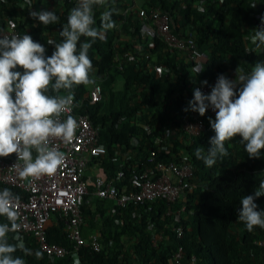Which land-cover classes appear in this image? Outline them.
Instances as JSON below:
<instances>
[{"label": "trees", "instance_id": "trees-1", "mask_svg": "<svg viewBox=\"0 0 264 264\" xmlns=\"http://www.w3.org/2000/svg\"><path fill=\"white\" fill-rule=\"evenodd\" d=\"M17 1L9 0L0 7V25L2 16L9 9L17 8ZM126 1L108 0L107 5L94 7L97 27L102 13L108 9L115 10L112 19L116 27L106 32L105 39L96 40L88 53L93 66L90 77L101 85L102 98L94 105L85 102L80 108L101 128L99 143L107 150L102 168L109 177L120 169L112 160L116 148L124 152L130 147L132 137L141 143L148 141L152 134L163 133L181 114L191 111L183 109L192 99L195 83L216 81L219 74L234 79L236 69L248 72L255 63L264 61V49L247 52L254 47L250 43L254 28L264 27L261 23L264 0H139L135 11L126 10ZM253 2L256 6L250 7ZM76 6L74 0H63L59 8L52 10L59 17L58 23L45 26L36 20L35 27L24 8L23 20L17 21L20 26L27 22L28 27L21 29V36L28 34L34 41L45 44L46 54L50 55L52 48L47 43L48 36L59 42L60 29ZM152 7L168 13L173 34L195 38L203 52L200 59L192 60L186 52L168 47L150 31L149 21L139 17L138 11ZM145 28L149 32L144 35ZM84 39L82 37L81 42ZM201 64L203 70L195 73L194 69ZM154 65L160 67L159 75L153 70ZM116 76L121 79L123 93L118 107L113 106L111 90ZM86 91L87 86H76L73 89L75 100L79 101ZM166 98L175 113L167 110ZM154 125L158 128L153 129ZM213 135L207 118L205 130L183 147L194 166L195 188L186 194L185 213L179 219L185 234L180 241L173 237L171 227L178 223L175 209L181 200L172 205L173 212L167 215L168 205L161 200L119 208L112 200L86 195L81 205L82 234L97 232L104 248L95 252L83 246L80 250L82 261L87 264H167L172 251L181 244L186 258L196 256V264H264V248L255 243L264 238V229L256 227L249 232L237 216L241 197L253 194L264 180V150L260 158H249L237 137L226 142L228 155L218 158L209 168L197 159L195 152L200 148L206 153ZM138 151L145 153L142 146ZM89 173L90 170L86 175ZM91 188L89 186V190ZM255 203L258 210H264V195L255 198ZM0 223H7L6 218L0 217ZM149 225H153L155 231L165 232V238L156 247L150 244ZM46 238L50 243L71 246L58 215L47 227ZM8 242L17 243L13 232L8 233ZM23 245L31 254L25 255L18 249L13 256L22 257L25 264H74L70 253L60 259L47 256L31 236H24Z\"/></svg>", "mask_w": 264, "mask_h": 264}, {"label": "clouds", "instance_id": "clouds-1", "mask_svg": "<svg viewBox=\"0 0 264 264\" xmlns=\"http://www.w3.org/2000/svg\"><path fill=\"white\" fill-rule=\"evenodd\" d=\"M25 2L31 8L32 0ZM107 4L108 0H77L60 29L59 42H47L52 48L50 55L45 44L34 41L31 35H0V157L15 154L23 179L52 176L64 162V153L51 145L54 140L70 144L74 139L78 124L68 114L75 98L73 89L96 84L90 77L89 49L96 40L105 39L116 22L112 19L115 10L108 9L97 27L94 7ZM255 6L253 2L250 7ZM29 15L45 26L59 22L54 11H31ZM261 23L264 25V17ZM250 43L254 47L247 49L249 53L264 49V27L254 28ZM202 70L203 64L194 69L195 73ZM201 84L207 85V81ZM209 108L215 113L214 119L209 117L214 135L206 153L196 149L197 159L211 168L218 158L228 155L226 142L237 137L249 158H260L264 150V61L255 63L248 72L236 69L234 79L219 74L207 94L195 88L183 110L203 116ZM261 195L264 180L253 194L240 199L237 216L249 232L256 227L264 229V210H258L255 203ZM16 199L9 189L0 190V217L7 220L0 223V264H25L22 257L13 256L18 249L31 254L18 236L13 237L16 244L8 242V233L19 230Z\"/></svg>", "mask_w": 264, "mask_h": 264}, {"label": "built area", "instance_id": "built-area-1", "mask_svg": "<svg viewBox=\"0 0 264 264\" xmlns=\"http://www.w3.org/2000/svg\"><path fill=\"white\" fill-rule=\"evenodd\" d=\"M74 1L77 5V0ZM7 2L9 0H0V7ZM32 3L29 8L25 0H18L17 8L9 9L2 16L0 35L21 36V29L28 27L27 22L20 26L17 21L23 20L24 8H27L28 15L31 11L42 10V6L52 11L55 9L54 6L59 8L63 0H32ZM138 16L149 21L150 31L156 33L168 47L186 52L192 60L203 56L193 36L179 37L172 33L169 27L170 17L159 7H152L149 10L140 8ZM32 25L37 26L34 18ZM48 37L53 40L51 35ZM152 68L159 75L160 67L154 65ZM215 82L208 80L207 85L195 83L194 89L200 88L207 94ZM101 98L102 89L98 82L90 85L79 101L74 98L73 107L68 114L76 119L78 127L70 144H64L59 140L52 142V147L64 153L63 164L52 176L23 179L16 168L15 154L0 157V190L9 189L17 197L15 207L19 214L17 221L19 230L13 233V237L18 236L22 243L24 236L33 237L39 249L53 259H60L70 253L74 264H87L82 261L80 255L83 246L95 252H100L104 248V242L97 232H89L87 236L82 234L81 205L86 195L112 200L119 208L129 204L144 205L161 200L168 205L165 212L167 215L173 212L172 205L181 200L179 207L175 209L178 223L171 227V231L176 240L180 241L183 238L185 227L179 219L185 213L186 194L195 188L194 166L183 147L190 145L192 139L205 130L207 118H215L211 108L203 116L190 111L181 114L174 124L163 130V133L152 134L148 141L141 143L138 138L132 137L131 148L124 152L119 148L114 150L112 160L119 164L120 169L114 176L109 177L102 168L107 150L99 143L101 128L93 124L89 114L80 111L85 102L94 105ZM166 100L169 105L166 106L167 110L175 113L169 98ZM157 126L154 125L153 129H157ZM150 130L147 133H150ZM177 142L181 147H178ZM140 146L145 153L138 151ZM88 170L90 173L86 175ZM89 186L92 187L91 190ZM57 215L71 243L70 248L47 241L46 229ZM148 230L150 244L156 247L165 238V232L155 231L153 225H149ZM255 243L264 248V238L257 239ZM196 261L195 255L186 258L183 246L178 244L168 258L167 264H196Z\"/></svg>", "mask_w": 264, "mask_h": 264}, {"label": "rangeland", "instance_id": "rangeland-1", "mask_svg": "<svg viewBox=\"0 0 264 264\" xmlns=\"http://www.w3.org/2000/svg\"><path fill=\"white\" fill-rule=\"evenodd\" d=\"M138 3H139V0H138ZM56 7L57 6H54V8H56ZM89 87L90 86H87V89ZM111 90L113 92V106L118 107L119 100L122 97L123 93H122V88H121V79L118 78L117 76H116V80L114 79V81L112 83ZM238 143L240 144L239 139H238Z\"/></svg>", "mask_w": 264, "mask_h": 264}, {"label": "crops", "instance_id": "crops-1", "mask_svg": "<svg viewBox=\"0 0 264 264\" xmlns=\"http://www.w3.org/2000/svg\"><path fill=\"white\" fill-rule=\"evenodd\" d=\"M135 2V3H134ZM132 1V0H127L125 3L127 4V7L129 8V10H134L136 9V6L138 5V1L135 0V1ZM149 31H148V28H145L143 33L144 35L147 34ZM196 76V75H194ZM194 82H197V78L194 79ZM88 235V234H87Z\"/></svg>", "mask_w": 264, "mask_h": 264}]
</instances>
